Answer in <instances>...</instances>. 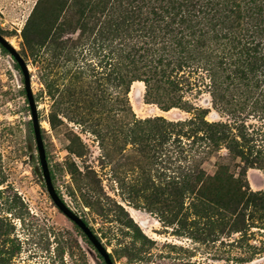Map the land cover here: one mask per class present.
<instances>
[{"label": "trees", "instance_id": "obj_1", "mask_svg": "<svg viewBox=\"0 0 264 264\" xmlns=\"http://www.w3.org/2000/svg\"><path fill=\"white\" fill-rule=\"evenodd\" d=\"M36 12L24 38L48 41L35 62L50 122L60 113L82 127L108 161L126 157L128 146L142 163L164 152L169 165L175 156L177 176L165 177L163 189L145 166L126 189L146 205L162 190L175 193L179 224L198 237L264 232V191L246 180L249 169L264 174V0H70L63 22L41 31ZM135 82L144 84L146 104L189 116L136 118L128 100ZM204 94L210 108L196 103ZM210 109L221 119L208 121ZM134 163L123 164L126 172ZM18 250L11 246L0 264Z\"/></svg>", "mask_w": 264, "mask_h": 264}, {"label": "rangeland", "instance_id": "obj_2", "mask_svg": "<svg viewBox=\"0 0 264 264\" xmlns=\"http://www.w3.org/2000/svg\"><path fill=\"white\" fill-rule=\"evenodd\" d=\"M69 4L70 0H0V35L27 65L46 161L57 195L89 226L113 264H264L262 230L253 228L252 234L248 232L242 239L238 233L207 241L198 237L196 227L179 224L183 211L175 193L169 196L162 190L159 200L151 198L148 205L128 194L126 183L137 180L144 166L154 183L163 189L165 177L177 176L179 163L175 156L169 165L164 152L156 155L153 164L142 163L135 152L138 148L128 146L126 157L108 161L96 139L82 127L65 120L60 113L50 122L52 101L35 62L37 52L47 54L48 41L35 45L26 41L24 32L36 5L35 20L40 21L41 31L55 21L63 22ZM144 93V84L131 85L128 100L136 118L162 116L176 120L189 116L179 110L162 112L146 104ZM196 103L210 108L206 94ZM220 119L210 109L207 120ZM128 162H135L130 167L133 172H126L123 164ZM246 180L251 191H264L262 171L249 169ZM165 219L172 224L163 223ZM13 245L19 250L7 264H105L82 231L57 209L47 193L24 78L9 53L0 48V259L6 257V250Z\"/></svg>", "mask_w": 264, "mask_h": 264}, {"label": "water", "instance_id": "obj_3", "mask_svg": "<svg viewBox=\"0 0 264 264\" xmlns=\"http://www.w3.org/2000/svg\"><path fill=\"white\" fill-rule=\"evenodd\" d=\"M0 46L3 47L9 55L13 58V60L18 65L20 71L22 72L23 78H24V89L26 93V98L28 101V106L31 112V121H32V129L34 134V140L36 144V149L38 152V160L40 165V171L41 175L44 181V184L46 186L47 193L49 197L51 198L53 204L57 207V209L75 226H77L82 233L85 235L87 240L91 243V245L94 247V249L97 251V253L101 256L103 259V262L105 264H113L109 253L104 248L100 240L97 238V236L91 231L89 226L72 210H70L65 203L61 200V198L57 195L50 176V172L48 169L47 161H46V155H45V149L42 141L41 136V128L38 123V117L36 113L35 104L33 102V97L30 90V84H29V74L27 70V65L25 64L22 57L17 53V51L9 44V42L0 35Z\"/></svg>", "mask_w": 264, "mask_h": 264}]
</instances>
